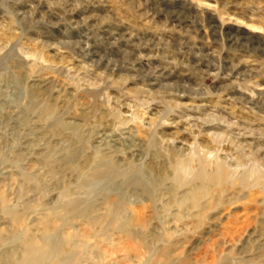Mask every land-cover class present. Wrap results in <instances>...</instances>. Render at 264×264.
Masks as SVG:
<instances>
[{"label":"rangeland","instance_id":"rangeland-1","mask_svg":"<svg viewBox=\"0 0 264 264\" xmlns=\"http://www.w3.org/2000/svg\"><path fill=\"white\" fill-rule=\"evenodd\" d=\"M176 137L264 157V0H0V264H264V207L147 195Z\"/></svg>","mask_w":264,"mask_h":264},{"label":"bare ground","instance_id":"bare-ground-1","mask_svg":"<svg viewBox=\"0 0 264 264\" xmlns=\"http://www.w3.org/2000/svg\"><path fill=\"white\" fill-rule=\"evenodd\" d=\"M135 117L139 116L136 114ZM151 126L150 124L149 129ZM154 138L155 136H153V140ZM157 140L158 138H155L154 141ZM160 140H165L163 133H160ZM172 140H177V143L174 145L168 144V148L166 149L167 154H161L162 159L159 162L150 160L144 164L145 170L142 175H148L150 178L148 184L155 182L157 185L147 191V195L154 203H164V208L174 206L180 209L193 208L196 210L193 216L201 218L206 214L205 210L219 204L221 202L219 200L222 198H225V201H230L237 195V198L245 202L244 207L249 212L245 215V221H248L250 218L248 214L259 212L261 207H264L263 202L261 206L256 205L250 209L253 201L250 198L251 188H258L264 196V157L259 152H248L249 150L237 152L232 162L227 161L226 158L217 156V154L214 155V159L208 160L206 154L200 157L196 149L192 152L189 148V146H195L196 141L194 138L192 139L193 142L183 137L172 138ZM213 141H216V144L224 142L214 138ZM199 144L208 152L210 145L202 144V142ZM218 146L221 147V145ZM232 149L229 144L222 145L221 147L223 151H232ZM185 152H188V154H185ZM132 159L134 160L135 158ZM250 160L254 162L248 167L247 161ZM108 161V165L106 164L107 169L101 171L106 173V175H110L111 169L117 168L119 165L115 159H109ZM126 164L131 168L133 167L127 160ZM132 169L135 172L137 171L135 167ZM165 179L172 180L169 186L160 183ZM139 186H142V180L141 185L139 183L136 184L138 189ZM248 189L249 191H247ZM144 191L146 190L144 189ZM45 253L44 245L40 246L31 241L27 243L23 259L13 261L11 264H40L44 259Z\"/></svg>","mask_w":264,"mask_h":264}]
</instances>
